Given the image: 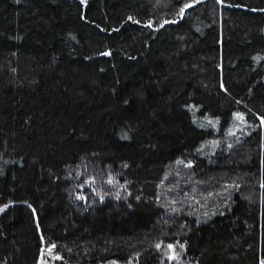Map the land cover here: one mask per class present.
<instances>
[{"label": "trees", "instance_id": "obj_1", "mask_svg": "<svg viewBox=\"0 0 264 264\" xmlns=\"http://www.w3.org/2000/svg\"><path fill=\"white\" fill-rule=\"evenodd\" d=\"M0 264H264V0H0Z\"/></svg>", "mask_w": 264, "mask_h": 264}]
</instances>
